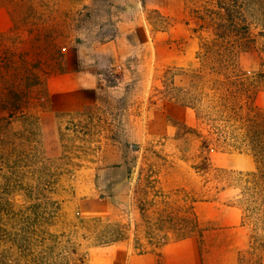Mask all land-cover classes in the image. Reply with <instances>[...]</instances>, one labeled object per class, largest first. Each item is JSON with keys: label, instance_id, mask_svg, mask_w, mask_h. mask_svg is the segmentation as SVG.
Here are the masks:
<instances>
[{"label": "rangeland", "instance_id": "1", "mask_svg": "<svg viewBox=\"0 0 264 264\" xmlns=\"http://www.w3.org/2000/svg\"><path fill=\"white\" fill-rule=\"evenodd\" d=\"M209 1L0 0V264L264 258L261 163L228 118L264 115V25L217 47Z\"/></svg>", "mask_w": 264, "mask_h": 264}, {"label": "trees", "instance_id": "2", "mask_svg": "<svg viewBox=\"0 0 264 264\" xmlns=\"http://www.w3.org/2000/svg\"><path fill=\"white\" fill-rule=\"evenodd\" d=\"M251 14L258 15V20L264 25V0H210L208 5H204L203 9L194 10L193 18L198 26L195 28V31L211 28L215 37V45L223 47L226 50H229V47L232 45H249L253 41L249 19ZM211 48H208L207 51ZM262 64L264 65V60ZM231 84L237 86L236 90L239 93H245L249 99L252 98V83L239 79L232 81ZM185 97L191 103L196 101V97L192 94ZM11 100L15 104V112L22 111V107L20 106L21 98L13 96ZM230 109L231 112L228 118L235 121L242 120V127L240 128L244 129L241 137H234H238L240 142H248L252 151L259 159V163H261L259 176L264 180V115L259 113L252 114L251 112L241 115L236 108ZM9 142V137L0 134V165L10 163L14 149ZM4 203L5 200L0 197V205ZM122 238L123 234L121 230L109 236V239L112 241H119ZM260 247L263 250L264 243H261ZM255 264H264L262 255L258 256Z\"/></svg>", "mask_w": 264, "mask_h": 264}, {"label": "crops", "instance_id": "3", "mask_svg": "<svg viewBox=\"0 0 264 264\" xmlns=\"http://www.w3.org/2000/svg\"><path fill=\"white\" fill-rule=\"evenodd\" d=\"M177 247H179V244L175 246V249H176ZM173 248H174V247H173Z\"/></svg>", "mask_w": 264, "mask_h": 264}]
</instances>
